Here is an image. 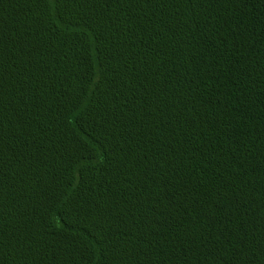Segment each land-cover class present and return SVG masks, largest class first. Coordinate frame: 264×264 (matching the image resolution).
<instances>
[{
  "label": "trees",
  "instance_id": "16d2710c",
  "mask_svg": "<svg viewBox=\"0 0 264 264\" xmlns=\"http://www.w3.org/2000/svg\"><path fill=\"white\" fill-rule=\"evenodd\" d=\"M0 264H264V0H0Z\"/></svg>",
  "mask_w": 264,
  "mask_h": 264
}]
</instances>
